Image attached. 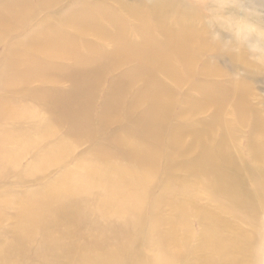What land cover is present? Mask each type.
<instances>
[{
	"label": "bare ground",
	"instance_id": "obj_1",
	"mask_svg": "<svg viewBox=\"0 0 264 264\" xmlns=\"http://www.w3.org/2000/svg\"><path fill=\"white\" fill-rule=\"evenodd\" d=\"M37 1L0 0V44L18 40L0 55V176L26 174L19 162L52 137L57 141L33 156L28 179L42 167L63 166L74 144L106 134L51 185L22 195L10 189L3 197L4 205L17 204V226L0 247V264H25L39 228L44 243L30 264H128L144 220L164 247L159 264H181L189 252L192 264H264V117L250 102L248 84L224 80L210 62L195 69L217 51L216 61L229 58L264 92V0ZM225 37L231 55L215 42ZM123 67L103 94L104 77ZM191 78L172 128L177 93ZM33 81H65L68 88L27 93ZM135 84L141 87L131 95ZM33 99L45 102L48 117L40 126ZM201 113L208 117L198 119ZM160 174L167 182L153 198ZM166 207L172 219L161 233ZM191 217L200 224L193 249Z\"/></svg>",
	"mask_w": 264,
	"mask_h": 264
},
{
	"label": "rangeland",
	"instance_id": "obj_2",
	"mask_svg": "<svg viewBox=\"0 0 264 264\" xmlns=\"http://www.w3.org/2000/svg\"><path fill=\"white\" fill-rule=\"evenodd\" d=\"M33 3L37 4V0H32ZM59 8L65 7L64 4H60L57 6ZM48 14L47 11H43L40 13L41 17H44ZM19 35V34H16ZM11 41H18L14 36L11 38L9 37L7 40L1 42L0 44V55H3L7 53V46H10L9 44ZM230 38L225 37L223 41L219 42L217 39H215V42L218 44H221L226 47L227 51L232 50V45L229 44ZM213 48V47H212ZM233 52L231 51L229 55H231ZM217 51H210L209 53L203 55L199 61H197V64L195 66L196 71H200L204 64L207 62L213 63L217 71L221 73V76L224 80H232L234 82L239 81L245 84H248L251 91L250 96V102L251 104L261 109L262 116L264 117V92H263V86L260 84H256L253 81L247 80L245 77V73L243 71L241 72H235L233 70V64L230 62L229 58L224 60H218L216 61ZM252 61V60H251ZM125 70V67L112 72L108 73L103 80L102 83V93L105 94L107 91H109L112 82ZM195 83V78H191L186 80L184 85L179 89L177 93V101L179 104L174 109V117L171 121V127L179 126L180 123L179 119V113H180V103L182 102L183 98L186 94H188ZM42 83L40 81H33L30 86L26 89L27 93L32 92L34 89H37L41 86H43L44 89H54V88H60L66 90L68 88L67 82L63 81L58 83V85L54 86L49 83L45 85H41ZM141 87V84H135L132 88L131 95H133L138 89ZM30 105L34 108H36L40 114L39 118V124H36V126H40V123H43L46 118L48 117L46 113L44 112V106L45 102L41 99H33L30 102ZM100 106V103H99ZM99 106L96 113V118L99 116ZM208 117V113H201L197 118L200 120H204ZM116 127H119V124H114L111 126L110 129H108L107 132L114 131ZM39 128V127H38ZM106 134V133H105ZM105 134L101 133V138L105 136ZM100 136L96 137L93 141H83L80 143H76L73 146V157L69 159L63 166H48V167H42L40 168L36 176L37 179L33 180L28 179L27 175L30 173L33 169V156L35 154H39L45 145L53 144L57 140L55 137H52L51 139H47L41 143V145L35 149L34 152H31L29 155L25 156L20 162H19V168L21 171H23L26 174H19V175H11L8 177H1L0 176V247L2 248L6 243L10 242L13 234L16 230L17 222L14 218L15 213L17 212V204L11 203L9 205H4L2 203L3 197L8 195V191L10 189H14L15 193L17 195L24 194L28 189H31L33 191H39L43 189L46 186L51 185L58 179H60L63 171L66 169H70L76 166L77 159L81 156H89L91 149L94 147L95 144H97L100 140ZM247 136H248V130L242 131L241 135L239 136V141L243 146L246 145L247 142ZM59 138V137H58ZM190 142V139H186V143ZM168 161L164 160L162 162V166H167ZM167 182V178L160 174L159 176V184L152 188L149 192V196L153 198H157L163 194V187L165 186ZM177 189H174L173 192H177ZM103 194V189L99 187L95 191V195L93 198V202L95 201L98 203L99 197ZM204 199V198H202ZM201 199V200H202ZM94 202V203H95ZM204 205L213 206L212 202L208 199H204L202 202ZM85 211L88 215L92 217V208L90 206H85ZM161 216V222L158 226V230L161 233H166L169 228V224L172 219V213L171 209L166 207L160 212ZM190 224L193 229L194 235L190 239L189 248L193 249L198 245V234L200 232V224L197 218L191 217L190 218ZM240 227L246 231L250 237L256 236L255 230H253L249 225L241 224L239 223ZM142 229L139 230V232L135 233L133 241L129 244V253L126 256V261L128 264H159V258L162 253V248H164L160 241L157 238L152 237L151 230L153 228L152 223L149 220H144L142 225ZM64 229V227H62ZM85 230H89L86 228H83V232ZM85 234L91 235L90 231H87ZM44 233L41 231V229H36L33 232V238L32 242L29 246V254H28V260L25 262V264L33 263L39 256L41 249L43 247L44 243ZM78 243L82 244L84 243L83 239L80 237L78 239ZM169 250L173 251L172 247H167ZM146 257V262H136L138 258ZM196 261L195 256L192 255L190 252L186 255L185 261L181 264H192ZM248 262L252 261V257H249L247 259Z\"/></svg>",
	"mask_w": 264,
	"mask_h": 264
}]
</instances>
